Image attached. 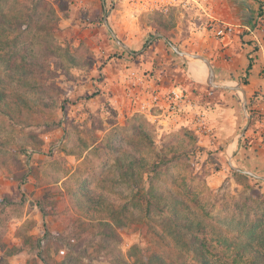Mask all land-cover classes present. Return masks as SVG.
<instances>
[{
	"label": "rangeland",
	"instance_id": "rangeland-1",
	"mask_svg": "<svg viewBox=\"0 0 264 264\" xmlns=\"http://www.w3.org/2000/svg\"><path fill=\"white\" fill-rule=\"evenodd\" d=\"M33 1L42 13L54 12V31L29 33L40 67L14 85L34 109L22 122L0 114V264H112L113 255L102 249L99 236L74 210V190L127 203L135 193L177 190L186 181L211 209V222L234 216V226H241V209L244 221L248 214L264 219V180L240 175L230 164L264 178V50L246 38L257 20H264V0H188L189 6H173L168 12L157 10L151 0ZM19 2L34 7L31 0ZM155 14L174 21L170 41L181 51L211 60L223 79L219 84L242 85L248 116L243 94L209 86L208 69L205 80L187 91L188 81L202 79L194 70L198 61L176 54L163 39L146 48L157 33ZM106 20L138 54L116 43ZM220 23L235 25L230 38L216 36ZM4 68L0 64V73L7 75ZM132 72L142 81L132 79ZM130 88H145V94L138 98L141 93L135 91L128 111L118 95ZM175 89L191 100L183 114L167 101L166 94ZM134 115L155 127L149 135L152 147H138L140 153L154 150L153 160L158 151L169 153L166 160L160 158L165 172L156 178L145 175L140 189L122 180L119 154L83 150L91 132L99 145L133 150L139 140L129 126ZM200 116L205 126L198 122ZM94 119L101 124L97 129ZM46 190L56 207L50 216L38 207ZM135 214L134 224L121 229L119 240L109 241L127 264H147L151 252L174 255L171 224L156 214L143 217L138 209Z\"/></svg>",
	"mask_w": 264,
	"mask_h": 264
},
{
	"label": "trees",
	"instance_id": "trees-1",
	"mask_svg": "<svg viewBox=\"0 0 264 264\" xmlns=\"http://www.w3.org/2000/svg\"><path fill=\"white\" fill-rule=\"evenodd\" d=\"M31 3L34 4L33 8H30L28 2L0 0V64L5 66L7 74L0 73V114L17 122L27 119V113L34 109V105L14 85L16 81H22L23 75L40 67L38 58L32 55L29 47L33 46L29 33L34 31L37 36H46L54 31V12L48 11L44 14L39 10L36 1L31 0ZM154 24L157 28L156 34H164L169 41L172 39L169 32L175 26L174 21H169L162 14H155ZM47 47L45 45L44 49ZM251 67L249 64L246 75ZM100 125L94 119L92 127L97 129ZM83 126L85 130L88 129L87 124ZM129 126L139 139L137 146L133 144V150L117 145H99L94 132L90 133L91 139L84 142L86 145L83 150L93 148L96 152L104 150L109 154H119V175L125 183L140 189L139 182L145 175L156 178L161 172H165V164L160 162V158L166 160L169 153L158 151L154 160V150L149 155L141 154V147H152L149 135L152 131L155 132V127L139 115H134L129 120ZM174 156L175 159L177 155ZM177 187V190L165 192L150 189L144 193H135L127 203L110 201L103 194L89 190L70 191V199L74 210L86 223V228H92L99 236L98 242L103 245L102 249L113 255L112 264H127L109 241L119 240L121 229L134 224L136 209L141 211L143 217L156 214L169 222L170 234L177 249L174 255L148 253L147 264H264L262 217L257 214L250 217L248 214L244 221V211L241 209L238 214L241 226H234V216L228 220L211 222L212 211L204 202L201 193L186 181H182ZM38 207L43 216L55 214L56 207L51 201V191H44ZM46 264L56 263L46 261Z\"/></svg>",
	"mask_w": 264,
	"mask_h": 264
},
{
	"label": "built area",
	"instance_id": "built-area-1",
	"mask_svg": "<svg viewBox=\"0 0 264 264\" xmlns=\"http://www.w3.org/2000/svg\"><path fill=\"white\" fill-rule=\"evenodd\" d=\"M195 1V0H190ZM190 1L188 0H151V4L157 8V10H161L162 12H168L170 7L173 6H189ZM250 30V29H249ZM236 31V27L230 23H220L215 27L216 36L224 39L230 38L234 32ZM250 34L253 37L252 41L255 42L262 50H264V20L262 18L257 20V25L254 30H250ZM130 77L132 79H136L142 81L143 77L138 76L136 73H130ZM167 101L170 105H173L175 111L184 113L186 111V107L191 106V100L188 95L183 93L180 90H171L166 94ZM181 115V114H180ZM198 122L201 126H205V119L201 116L198 119Z\"/></svg>",
	"mask_w": 264,
	"mask_h": 264
},
{
	"label": "water",
	"instance_id": "water-1",
	"mask_svg": "<svg viewBox=\"0 0 264 264\" xmlns=\"http://www.w3.org/2000/svg\"><path fill=\"white\" fill-rule=\"evenodd\" d=\"M105 24H106V27L108 30L111 31L112 33V36L113 38L115 39L116 43L121 46L122 48H124L126 51H128L129 53L131 54H138L136 52H133L132 50L129 49L128 46H126L124 43H122V41L117 37V35L112 31L108 21L106 20L105 21ZM156 39H163L173 50L176 54L182 56V57H189V58H192L194 60H201L202 62H204L207 66V69H208V79H207V83L209 86H211L212 88H215V89H222V90H229V91H236V92H241L243 94V111L245 113V115L248 116V105H247V102H248V99H247V92L246 90L242 87V85H237V86H230V85H226V84H219L217 81H216V73H215V69L211 63V61L206 58L205 56L203 55H200V54H194V53H188V52H185V51H181L175 44H173L172 42L169 41V39L162 33H158L156 34L153 39H151L148 43H147V47H149L154 40ZM249 119V122L251 120L250 117H248ZM246 129L243 130L242 134L245 132ZM233 170L237 173H241V174H244V175H248V176H251V177H254V178H257V179H262L264 180V178L262 177H259L258 175H256L255 173L253 172H250V171H244L240 168H236L232 165V162H230Z\"/></svg>",
	"mask_w": 264,
	"mask_h": 264
},
{
	"label": "crops",
	"instance_id": "crops-1",
	"mask_svg": "<svg viewBox=\"0 0 264 264\" xmlns=\"http://www.w3.org/2000/svg\"><path fill=\"white\" fill-rule=\"evenodd\" d=\"M249 41H251L252 40V36L251 35H248L247 37H246ZM209 39H208V37L206 38V41H208ZM207 48H209L210 46H211V44L209 43V44H207V45H205ZM192 51V50H191ZM194 54H196V53H194ZM210 60V59H209ZM211 61V60H210ZM194 63V70L196 71V74H199L200 76H201V68H200V64L199 63H196V62H193ZM212 63V62H211ZM189 65V71L188 72H190V76L191 77H194V75L191 73V71H190V65H191V63H189L188 64ZM213 65V64H212ZM213 67H214V69H215V73H216V81L219 83V82H221V81H223V79L221 80H219V73H218V71H217V68H216V66H214L213 65ZM189 76V77H190ZM205 78L206 77H204V79H201V80H198V79H196L195 77L193 78V79H191L190 81H188L187 82V84L185 85V86H187V91H192V89L196 86V85H198V82L199 81H204L205 80ZM207 79H208V77H207ZM138 89H129V91L128 92H125V91H123L122 93H119V95L118 96H120V98H121V101H123V104L125 105V106H128L127 107V109H128V111L131 109L130 107H131V104H132V100H131V97L133 96V94H134V92L135 91H137ZM141 94L138 96V98H141V95L142 94H145V88L143 89V90H138ZM227 91H229V90H227ZM233 92H236V91H233ZM232 96H234V95H232ZM118 99L116 98V100L115 101H117ZM116 107H117V105H116ZM134 108V107H133Z\"/></svg>",
	"mask_w": 264,
	"mask_h": 264
},
{
	"label": "bare ground",
	"instance_id": "bare-ground-1",
	"mask_svg": "<svg viewBox=\"0 0 264 264\" xmlns=\"http://www.w3.org/2000/svg\"><path fill=\"white\" fill-rule=\"evenodd\" d=\"M196 61H198V63L200 64V68H201V78L204 79V77L207 76V66L201 60H196Z\"/></svg>",
	"mask_w": 264,
	"mask_h": 264
}]
</instances>
